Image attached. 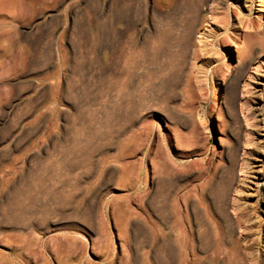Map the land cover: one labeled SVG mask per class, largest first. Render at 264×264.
Wrapping results in <instances>:
<instances>
[{
	"label": "rangeland",
	"instance_id": "1",
	"mask_svg": "<svg viewBox=\"0 0 264 264\" xmlns=\"http://www.w3.org/2000/svg\"><path fill=\"white\" fill-rule=\"evenodd\" d=\"M132 1L142 13L130 28ZM140 2L0 0V264H162L165 174L154 161H168L173 178L178 158L195 162L191 179L205 172L219 180L230 168L237 180L248 175L242 213L253 234L244 242L264 244L261 0L178 4L182 15L205 7L210 26L196 41L203 38L216 69L197 74L202 82L188 95L171 68L178 55L175 30L162 22L166 1ZM243 43L262 60L236 75L248 105L232 103L227 85L214 106L210 84L239 65Z\"/></svg>",
	"mask_w": 264,
	"mask_h": 264
},
{
	"label": "bare ground",
	"instance_id": "2",
	"mask_svg": "<svg viewBox=\"0 0 264 264\" xmlns=\"http://www.w3.org/2000/svg\"><path fill=\"white\" fill-rule=\"evenodd\" d=\"M145 1L148 3L151 0ZM165 1L166 4L163 7L166 8V12H164V16H162V18H164L161 19L162 22L165 21V23L170 26L168 32H172V29L175 31L171 33L173 36L167 35L166 38L163 39L164 43L162 45H164V47L170 46L169 43L171 40L169 36H172V40L175 43L174 49L177 48L176 52L178 55L177 60L176 58L174 59L176 62L171 66L173 69L172 72L176 73L178 84H183V94L185 93L188 95L197 87L198 82H202V79L198 75L203 74L205 77H208V73L213 74L216 72L213 66L210 70L213 62L210 60L209 56L211 55L208 54L207 48L205 47L206 43L203 38H200V40H198L199 42L196 41V33L201 31L204 25H209V23L202 24L201 16L205 8L204 6H198L196 3L192 6L190 5L191 9H189L188 13L182 15L179 14L180 10L178 9V4L183 0ZM138 2L136 0V3ZM206 3L205 5H207ZM131 5V17L128 15L130 19H127L129 20V24H127L130 25V28L139 23V17L137 19V16L139 13H142L139 12V10L142 11V7L138 9L134 2ZM184 9L187 10L188 7ZM184 9L182 10L183 12ZM121 13L118 11L116 14V35L118 39L124 35L122 31V25L124 23L122 22L123 18ZM259 13V21L264 20V0H261ZM121 23L123 24L121 25ZM262 34H264V30ZM117 49L119 50V48ZM247 49L244 43L238 47L239 65L232 72L223 76V83L215 81L210 84V89L213 92L214 106L218 105L219 107V105L222 104L220 90L227 91L229 89L227 85H229L232 90V95H230L233 96L232 103L235 105L238 104V101L241 99L239 94L241 76L236 78L237 73H240L239 70H245L255 61L257 62L255 66L261 67L262 60L257 61V54L249 57ZM258 52L260 53V51ZM174 57H176V55ZM229 65L230 64H228V68ZM230 74L231 78L229 77ZM130 75L131 74H129V77ZM117 76L120 81L125 77L122 73H119V75L117 74ZM184 97L186 96L184 95ZM239 102H242L243 107H247L248 105L245 96L242 98V101L240 100ZM244 116L246 118L248 117L247 114H244ZM247 122H249L248 119ZM176 141L179 145H191L190 141L186 142V140L180 137L177 138ZM184 153L192 154L193 150L187 149ZM225 153H227V161L231 163L234 162L233 154L226 151ZM203 159L205 160V158ZM175 163L176 167L175 169L173 168V170H175V175L172 178L168 175L169 171L172 170L168 161H154L155 167L161 173L165 174V176L161 175L160 177L163 183V201L162 207L157 212L159 213L157 215L160 217L163 227L161 229L164 253L162 264H264V244L262 239L258 241L254 239L251 243L244 242H247L249 237L253 234V230L249 229L250 225L248 226L250 221L246 219L248 217L246 216L243 220V213L246 207H243L244 189L242 184L247 182L248 175L244 176L241 174L240 180H237L239 179L238 172L230 168L227 170L224 169L221 172L223 178L221 177L222 179L219 180L216 179L215 174L211 177L205 172H201L195 179H191L189 173L194 169L195 162L191 160L184 161L183 158H178ZM202 165L204 166V163H202ZM240 170L243 172V167ZM246 172L248 174V171ZM261 175L264 176V171ZM237 181H239L238 185ZM135 184V181L131 184L134 191L136 190L135 187H137ZM254 189L256 190V187H254ZM138 196V194H133L131 196V202H135ZM232 199L234 200L233 204L231 201ZM233 210L236 215L232 213ZM258 227L259 237H262V234H264L262 229H264V227H261V225ZM239 230L241 231L240 235H238Z\"/></svg>",
	"mask_w": 264,
	"mask_h": 264
}]
</instances>
